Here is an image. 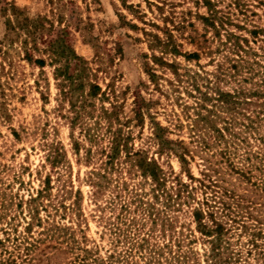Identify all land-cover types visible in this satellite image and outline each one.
Here are the masks:
<instances>
[{
	"label": "rangeland",
	"instance_id": "rangeland-1",
	"mask_svg": "<svg viewBox=\"0 0 264 264\" xmlns=\"http://www.w3.org/2000/svg\"><path fill=\"white\" fill-rule=\"evenodd\" d=\"M211 13L216 26L204 18ZM27 19L30 26L38 25L36 33L21 26ZM259 28L263 31L253 35L251 31ZM54 30L87 60L88 78L97 81L107 97L91 99L96 108L88 106L91 114L85 116L84 125L77 123L74 128V112L55 73L63 62L52 61ZM192 52L198 57L188 59L186 55ZM239 54L264 59V0H0V239L8 250L22 254L32 235H42L38 234L42 227L37 225L27 230L28 201L48 175L53 201L69 204L76 199L78 203L74 211L61 209L56 221L71 225L79 240L85 236V245H97L102 254L114 248L116 235L109 223L124 215L121 203L129 196L125 185L113 189L114 181L96 200L90 174L105 159L102 149H110L111 137L120 128L125 136L130 135L132 149L157 159L168 174H178L189 182L188 169L197 177L208 169L213 178L235 183L238 192L244 187L254 189L239 178L234 167H252L253 180L260 177L256 168L260 159L255 154L264 152V142L246 131L245 117L224 112L218 102L214 106L215 100L205 97L214 96L217 89L233 91L240 84L250 87V81L244 79L259 78L247 72L246 64L240 66ZM155 55L175 63L178 73L155 61ZM37 58L45 59V65H39ZM150 69L158 74L156 81ZM102 103L108 108L116 103L120 120L113 117L110 123L101 116ZM139 106L144 113L141 118L135 117L134 109ZM207 109L219 114L210 115L218 127L234 117L228 143L215 139L214 126L200 119L198 113L208 116ZM157 124L167 127L166 137L182 140L187 147L185 166L169 148L159 151L154 133ZM260 134L264 136V126ZM56 154L61 161L53 165ZM124 172L130 187L141 182L143 190L150 189L141 176L131 178L126 168ZM112 173L115 178L120 174ZM117 193L118 203L111 208L107 201ZM259 193L256 188L252 194ZM198 195H202L200 191ZM177 214L178 226H194L188 210ZM41 215L46 217L47 212L41 210ZM55 244L60 246L57 240L45 239L40 249L56 251L55 260L65 264L72 254L64 252V247L52 248ZM197 247L202 250V243Z\"/></svg>",
	"mask_w": 264,
	"mask_h": 264
},
{
	"label": "trees",
	"instance_id": "trees-1",
	"mask_svg": "<svg viewBox=\"0 0 264 264\" xmlns=\"http://www.w3.org/2000/svg\"><path fill=\"white\" fill-rule=\"evenodd\" d=\"M207 2L211 6V1ZM204 18L211 25L216 26L214 14L211 13ZM26 21L27 23L21 26L27 27L31 34L36 33L38 25L30 26L29 19ZM261 31L263 29L259 28L251 32L256 35ZM51 46L55 54L52 61L63 62L56 67L55 73L61 81V93L64 98H69L71 111L74 112L72 127L74 128L77 123L84 125L85 116L96 108L91 99L103 100L107 98L106 93L97 81L88 78L87 60L76 53L71 44L60 36L59 30H54ZM239 46L245 50L241 44ZM245 52L248 54V49ZM186 57L197 58L198 53H188ZM154 58L161 65H167L176 74L178 73L175 63L156 55ZM35 61L41 66L46 63L43 58H37ZM238 62L241 67L246 64L247 72H254L259 78L246 77L244 82L250 81V87L240 84L233 91L217 89L214 96L205 95V97L215 100L214 106H217L218 102V106L224 112L245 117L247 123L244 122L243 125L246 131L253 132L255 139L260 138L264 142V136L260 134L264 126V59L251 60L246 55L239 54ZM149 74L153 81L157 80L158 74L155 70L150 69ZM85 87H88L87 92ZM88 106L93 109L88 110ZM100 107L101 116L108 118L110 123L113 122V117L120 120L119 106L116 103H111V108L103 103ZM207 110L208 116L198 113L200 119L214 126L212 129L216 132L215 139H225L228 143L227 134H232L231 121L234 117L231 121L227 120L224 127H218L215 125L214 115L210 116L217 112ZM134 111L137 118H141L144 114L142 106L136 107ZM166 131H168L167 127L161 124L155 127L154 133L159 140V151L169 148L185 166L188 163L186 153L189 150L182 144V140L166 137ZM111 139L110 149H102L105 159H102L100 165L91 171L90 177L96 200L105 193L106 189L112 187L114 181L121 184L115 183L113 189L114 187L123 189L122 186L125 185L124 190H127L129 199L121 203V208L125 211L124 215H117L118 219L109 223L111 233L116 235L113 238L114 248L107 254H102L97 245L95 247L85 245V236L84 240H79L75 235L76 230L71 225H61L56 221L55 215L61 209L64 212L74 211L78 203L76 199L69 204L66 201H53L51 199L53 186L51 176L48 175L44 186L37 190L36 195H31L28 201L30 220L27 230L31 231L34 225L42 227L38 234L45 235V238H42V235H32V240L26 244L23 253L16 255L8 250L5 240L0 239V264H63L55 260L56 251L46 252L40 249V244L45 239L57 240L59 247H64V252L72 254L65 264H264L263 151H256L255 154V157L260 159V165L256 167L261 172L260 177L253 180L252 167H234L239 178L251 183L255 190L257 188L260 191L255 197L252 194L254 189L249 190L244 187L242 192H238L235 183L223 177L213 178L208 169L202 171L203 177H197L188 169L189 182L181 179L178 174H168L157 159L149 157L142 150L132 149L128 142L130 135L125 136L121 128L118 133L114 132ZM175 144L183 148V151L179 152ZM75 148H80L78 140H75ZM90 151L89 149V153ZM60 161L61 158L56 154L52 163L55 165ZM125 168L131 178L139 175L145 179L150 184V189L143 190L141 182L133 183L130 187L124 177ZM114 171L120 173L118 178L113 177ZM65 185L62 186L63 190L68 193ZM199 191L201 196L198 195ZM118 193L107 201L109 207L113 208L118 203L117 197L120 196ZM98 206L103 210L104 207ZM49 207H52L54 213ZM41 210L47 212L46 217L41 215ZM182 210H188L194 226L185 227L184 223L177 225L179 222L177 212ZM198 242L202 243V250L197 247ZM119 244L123 246L119 247ZM51 247L56 248L57 244Z\"/></svg>",
	"mask_w": 264,
	"mask_h": 264
}]
</instances>
